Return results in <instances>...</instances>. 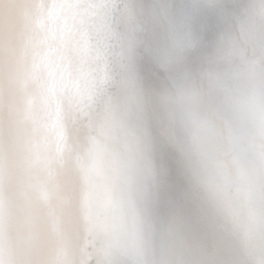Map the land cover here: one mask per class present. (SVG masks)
I'll use <instances>...</instances> for the list:
<instances>
[{
    "label": "bare ground",
    "instance_id": "1",
    "mask_svg": "<svg viewBox=\"0 0 264 264\" xmlns=\"http://www.w3.org/2000/svg\"><path fill=\"white\" fill-rule=\"evenodd\" d=\"M0 264H264V0H0Z\"/></svg>",
    "mask_w": 264,
    "mask_h": 264
}]
</instances>
